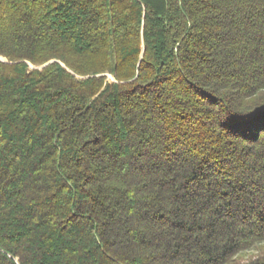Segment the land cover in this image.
I'll return each instance as SVG.
<instances>
[{"label": "trees", "instance_id": "trees-1", "mask_svg": "<svg viewBox=\"0 0 264 264\" xmlns=\"http://www.w3.org/2000/svg\"><path fill=\"white\" fill-rule=\"evenodd\" d=\"M0 264H264V0H0Z\"/></svg>", "mask_w": 264, "mask_h": 264}, {"label": "rangeland", "instance_id": "rangeland-1", "mask_svg": "<svg viewBox=\"0 0 264 264\" xmlns=\"http://www.w3.org/2000/svg\"><path fill=\"white\" fill-rule=\"evenodd\" d=\"M1 60H2V58H1ZM31 68H34V67H31ZM257 253H258L257 249L250 250V251L245 253V258H249V257H251V255L255 256V255H257Z\"/></svg>", "mask_w": 264, "mask_h": 264}, {"label": "water", "instance_id": "water-1", "mask_svg": "<svg viewBox=\"0 0 264 264\" xmlns=\"http://www.w3.org/2000/svg\"><path fill=\"white\" fill-rule=\"evenodd\" d=\"M48 64H49V63H48ZM46 65H47V64H46ZM46 65H44V66L40 67V69H41V68H43V67H45Z\"/></svg>", "mask_w": 264, "mask_h": 264}]
</instances>
